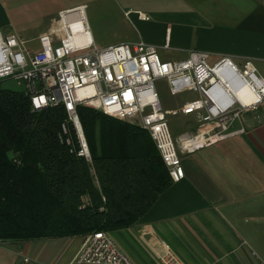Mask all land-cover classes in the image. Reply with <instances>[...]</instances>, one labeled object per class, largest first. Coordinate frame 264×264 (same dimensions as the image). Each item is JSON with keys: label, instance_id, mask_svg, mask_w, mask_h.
<instances>
[{"label": "crops", "instance_id": "crops-1", "mask_svg": "<svg viewBox=\"0 0 264 264\" xmlns=\"http://www.w3.org/2000/svg\"><path fill=\"white\" fill-rule=\"evenodd\" d=\"M82 5L96 22L90 30L99 47L144 41L164 60L192 50L213 60L251 58L264 77V0H0V32L16 33L37 50L60 12ZM241 125L242 134L180 151L184 177L133 226L110 232L136 264L158 259L163 242L186 264L251 263L252 243L264 235V104L235 128ZM84 238L2 242L0 264H21L23 255L68 264Z\"/></svg>", "mask_w": 264, "mask_h": 264}, {"label": "built area", "instance_id": "built-area-1", "mask_svg": "<svg viewBox=\"0 0 264 264\" xmlns=\"http://www.w3.org/2000/svg\"><path fill=\"white\" fill-rule=\"evenodd\" d=\"M85 10L82 5L60 12L54 25L39 36L37 50L28 48L27 41L16 33L0 32V80L13 78L23 83L36 110L63 106L77 130L81 145L78 154L90 158L77 114V107L85 105L147 130L176 181L184 177L180 151H192L219 138L244 133V125L235 128V124L264 104V77L253 59L239 63L229 56H219L213 60L210 52L192 50L183 59L164 60L158 46L144 41L99 47ZM223 75L235 87L248 85L255 100L243 103ZM158 79L167 81L172 95L184 91L197 94L179 109L197 116L196 134L173 137L168 119L173 111L162 104L156 88ZM63 131L67 132L65 125ZM66 141L70 143V139ZM158 259L161 264H186L166 242ZM21 264L43 263L23 255ZM68 264L136 263L110 232L97 231L85 236Z\"/></svg>", "mask_w": 264, "mask_h": 264}, {"label": "trees", "instance_id": "trees-1", "mask_svg": "<svg viewBox=\"0 0 264 264\" xmlns=\"http://www.w3.org/2000/svg\"><path fill=\"white\" fill-rule=\"evenodd\" d=\"M77 114L89 159L63 106L36 110L24 90L0 89L2 242L131 227L173 183L143 127L85 105Z\"/></svg>", "mask_w": 264, "mask_h": 264}, {"label": "rangeland", "instance_id": "rangeland-1", "mask_svg": "<svg viewBox=\"0 0 264 264\" xmlns=\"http://www.w3.org/2000/svg\"><path fill=\"white\" fill-rule=\"evenodd\" d=\"M88 23L91 29L95 31L96 22L94 19L89 17ZM1 88L23 90L24 84L13 78H3L0 80V89ZM156 88L164 107L173 111V113L168 116L173 137L179 139L181 136L196 134L199 128L197 116L194 114L183 115L179 109L183 102L196 98L197 94L192 91H184L177 95H172L165 79H158L156 81ZM252 110H254V108ZM252 244L253 248L250 250V264H264V235H261L259 239L254 240ZM150 261L151 264H161L159 259L152 258Z\"/></svg>", "mask_w": 264, "mask_h": 264}, {"label": "bare ground", "instance_id": "bare-ground-1", "mask_svg": "<svg viewBox=\"0 0 264 264\" xmlns=\"http://www.w3.org/2000/svg\"><path fill=\"white\" fill-rule=\"evenodd\" d=\"M223 79L231 88H233L236 97L239 98L243 103L251 104L255 100V95L248 85L235 87L233 81L228 80L225 76L223 77Z\"/></svg>", "mask_w": 264, "mask_h": 264}, {"label": "water", "instance_id": "water-1", "mask_svg": "<svg viewBox=\"0 0 264 264\" xmlns=\"http://www.w3.org/2000/svg\"><path fill=\"white\" fill-rule=\"evenodd\" d=\"M80 132L84 136L82 126L80 127Z\"/></svg>", "mask_w": 264, "mask_h": 264}]
</instances>
